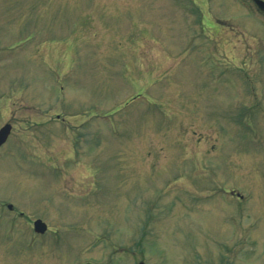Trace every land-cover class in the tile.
<instances>
[{
    "label": "rangeland",
    "instance_id": "rangeland-1",
    "mask_svg": "<svg viewBox=\"0 0 264 264\" xmlns=\"http://www.w3.org/2000/svg\"><path fill=\"white\" fill-rule=\"evenodd\" d=\"M254 11L0 0V264H264Z\"/></svg>",
    "mask_w": 264,
    "mask_h": 264
},
{
    "label": "water",
    "instance_id": "water-1",
    "mask_svg": "<svg viewBox=\"0 0 264 264\" xmlns=\"http://www.w3.org/2000/svg\"><path fill=\"white\" fill-rule=\"evenodd\" d=\"M256 3L261 9L264 10V3L262 1H256ZM11 131L12 126L10 124H7L0 130V147L6 143ZM34 231L38 234H44L47 231V225L41 220H37L34 222Z\"/></svg>",
    "mask_w": 264,
    "mask_h": 264
},
{
    "label": "flooded vegetation",
    "instance_id": "flooded-vegetation-1",
    "mask_svg": "<svg viewBox=\"0 0 264 264\" xmlns=\"http://www.w3.org/2000/svg\"><path fill=\"white\" fill-rule=\"evenodd\" d=\"M264 2V0H261ZM240 5L242 8H245L247 5L252 6L255 11L259 12V14L264 16V11L259 8V6L256 4V0H240ZM22 214H20L21 216Z\"/></svg>",
    "mask_w": 264,
    "mask_h": 264
}]
</instances>
